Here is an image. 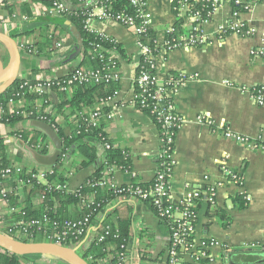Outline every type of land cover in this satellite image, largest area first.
<instances>
[{
  "label": "crops",
  "instance_id": "obj_1",
  "mask_svg": "<svg viewBox=\"0 0 264 264\" xmlns=\"http://www.w3.org/2000/svg\"><path fill=\"white\" fill-rule=\"evenodd\" d=\"M27 1L8 0L12 5V10H9L0 0V33L16 43L19 53L17 63L9 72L10 76L0 82V91L12 77L34 81L57 79L81 65L74 35L59 27L54 29L53 35L59 33V37L55 36L51 49L45 48L39 54H34L21 46L43 42L45 30L52 25L49 23L29 33L24 32L33 27L35 18L48 16L43 12L45 4L37 2L28 4L31 12L28 16L22 5ZM219 3L218 9L199 25L201 41L183 43L160 52L156 57L155 75L160 82L177 73L186 76L184 84L173 97L175 108L182 117L175 134L176 164L170 179L173 199L180 201L190 189L222 182L217 188L215 205L198 202L194 233L196 241L212 238L218 240L219 244L209 248L211 258L195 260L186 253L181 255V261L191 264H264V147L261 145L264 143V105L256 104L250 97L254 87L264 85V2L241 14L249 27L255 29L250 35L224 28L234 6L226 0H219ZM146 10L150 30L154 32L155 41L160 47L164 45L166 30L170 26L175 25L188 32L194 23L185 11L179 15L171 0H147ZM89 24L93 30L113 38L125 53L122 56L114 48L110 49L120 62L121 77L114 98L104 104L109 107L108 110L113 108L114 115L101 121L113 147L129 151L132 166L130 171L115 169L113 178L119 184L132 183L135 176L139 181L150 182L157 168L159 131L154 120L132 101L135 67L141 56L136 38L129 28L110 19L94 18ZM56 41L61 42L58 48H54ZM15 58L11 43L0 36V59L6 65ZM47 98L49 104L44 110L52 114L65 132H69L73 127L70 122L76 116L67 119L54 111L55 92ZM35 103L40 106L41 100L36 98ZM23 105L29 106V101L26 100ZM91 109L88 106L83 108L84 112ZM199 114L212 119L213 123L198 120ZM30 120L0 123V135L11 161L21 166L34 163L23 147L24 143H28L26 139L37 134ZM227 127L247 136L250 143H238L226 138L223 129ZM37 136L35 145H50L48 139H43L40 134ZM100 155L98 161L101 160ZM222 159L226 160L233 173L239 175L241 184L224 176L219 168ZM79 161L80 154L69 149L61 166L64 171L74 169L68 180L69 191L85 183L95 170L96 162L79 168L76 166ZM205 175H208V179L204 178ZM5 190L10 189L7 187ZM5 190H0V220L8 219L10 214L11 206L1 192ZM14 193L18 195V200L24 198L20 187ZM246 196L249 197L247 200ZM31 201L33 205H38L40 198L35 195ZM120 201H123V205L119 211L126 209L131 217L128 264H166L167 226L147 202ZM114 202L116 205L119 203ZM114 202L110 205H114ZM108 208L99 211L97 221L103 219L104 214L106 218ZM217 210L220 212L215 213ZM111 219L116 220L117 214H112ZM226 245L231 250H226ZM143 253H146L145 257Z\"/></svg>",
  "mask_w": 264,
  "mask_h": 264
},
{
  "label": "built area",
  "instance_id": "obj_2",
  "mask_svg": "<svg viewBox=\"0 0 264 264\" xmlns=\"http://www.w3.org/2000/svg\"><path fill=\"white\" fill-rule=\"evenodd\" d=\"M128 1L132 5L134 12L132 14L120 12L114 15L109 8L103 4L97 5L94 0H84V5L91 7L85 22V27L91 31H95L89 24L91 19H110L129 28L135 36L141 56L135 67L134 79L139 85L140 91L138 93H134L133 91L132 101L134 105L138 107V105H146L144 98L145 95H150L154 100L152 112L155 116L154 122L159 131V150L156 160L157 168L152 183L148 187L139 184L133 185V183H117L113 178V172L118 168L114 165H107L105 167L98 183L116 193L117 196L115 197V201L119 202L117 205L118 207L123 205V201H120V199L132 202H151L154 206L156 215L159 219L165 222L169 232V240L166 246V264H191L181 261V255L186 253L190 254L195 260L211 258L209 248L219 244L218 240L212 238L196 241L194 233L198 202L206 201L209 206L215 205L217 188L221 186L222 182L217 181L206 185L204 188L190 189L180 201H175L173 199L170 189V179L173 176L176 164L174 156L175 134L182 121V117L178 114L175 108L173 97L179 87L184 84L186 76L185 74L177 73L166 78L164 82H160L155 75V64L156 57L160 52L169 51L181 46L183 43L194 44L201 41L202 35L199 32V25L206 21L211 14L218 9L220 3L219 0H171L173 2V8L179 12V15L182 11H185L187 16L190 17L194 23L188 32L182 31L175 25L170 26L166 30L167 38L164 45L163 47H160L155 41V38H151L148 34L150 20L146 10L147 0ZM226 1L233 4L234 8L231 10L229 21L224 25V28L239 34H253L255 29L249 27L246 21L241 18V14L252 10L257 3L264 2V0ZM67 8L66 3L60 0H55L52 6H43V12L47 15L59 17L67 10ZM54 29L55 26L52 24L45 30L46 34L44 35L47 37L53 36ZM21 46H25L24 48L26 49V45ZM60 46L61 42L56 41L54 48ZM94 49L95 51H101L99 54L100 57L102 56V52L109 53L110 57H116V55L110 52L111 47L107 48L97 43L95 44ZM252 52L255 53L254 50ZM68 74L70 75V78L64 81L66 82V85H60L61 89H67L72 80L100 82L113 79L119 81L121 70L119 66L116 68L114 67V60L111 58L103 67L88 69L85 65H82L73 69ZM50 80L54 79L35 80L34 83H30L32 80L24 79L23 85L25 86L26 91L42 95L45 92L46 83H49ZM114 96L115 95L107 97L102 101V104L110 102ZM250 97L256 104L264 105V85L254 87L250 92ZM9 104L11 105V108L16 106L19 107L21 105L20 101L12 99H10ZM35 113V118L42 120L46 119V117L42 115L40 116L38 110H36ZM80 114L83 121L94 126L97 125L102 118L111 119L114 115V111L113 108L104 112L99 109H91L90 111L84 112L82 109ZM24 115H27V113H24ZM197 119L210 124L213 123L212 119L205 118L203 114H199ZM52 126L55 128V123H53ZM223 135L238 143H250V139L247 136L234 132L228 127L223 129ZM261 145L264 147V143ZM34 147L37 149L45 147L47 149V152L45 153H50L53 150L51 141L50 145L37 143ZM109 147H111V144L106 142L105 148ZM61 157L65 158L66 153H63ZM219 164V168L225 177H231L233 181L238 184L242 183L239 175L233 173L228 168L225 159H222ZM50 167L51 166H41L34 162L31 165L26 166V172H29L32 177L37 180L46 183L45 174ZM73 171L74 169L67 171L62 169V175L66 181L58 187L68 190V180L72 176ZM20 172L21 165L14 161H11L6 168H0V176L3 180L17 178ZM204 178L208 179V175H205ZM1 192L3 194V191ZM245 198L247 200L249 197L246 196ZM92 199L93 195H86L85 198H82V202L83 204L88 205ZM9 209L10 212H12L16 208L11 206ZM96 219L97 215L95 219L90 218L89 215H85L79 220L65 219L59 225L56 221H51L46 214H42L36 218L20 220L12 226L8 225V219H2L0 220V231L3 232L2 229H4V234L19 240L33 241L28 238L29 229L33 227H42L44 228L43 241L55 242L57 244L68 246L76 249L81 255L82 253H86V257L84 258L88 262L91 261L95 264H128L130 254L125 251L117 252V250L112 252L115 246H113L112 242L105 240L107 235L112 234L111 227L109 225L99 227ZM49 224L52 226L51 232H48L50 227ZM57 225H59V227ZM112 235L114 236V234ZM104 240L105 244L104 247H102V255L94 257V255L88 251L89 247L92 243H101ZM226 250L231 249L226 245ZM16 256L18 259L17 264H31V262L22 257V255ZM34 261L40 264H50L40 261L37 257H34Z\"/></svg>",
  "mask_w": 264,
  "mask_h": 264
},
{
  "label": "trees",
  "instance_id": "obj_3",
  "mask_svg": "<svg viewBox=\"0 0 264 264\" xmlns=\"http://www.w3.org/2000/svg\"><path fill=\"white\" fill-rule=\"evenodd\" d=\"M8 0H1V3L9 10H12V5L7 2ZM55 0H28L22 3L25 13L29 16L31 15L29 9V3L37 2L43 3L46 6H52ZM64 3L68 2L71 7L60 15L56 20H49L45 17L41 19L35 18L36 22L33 27L24 30V32H30L36 27H41L42 25L53 24L55 27H59L60 30L64 29L74 35V31H77L80 35L81 44L77 52L81 56V65H85L88 69H96L103 67L109 59L114 60V67H120V62L117 57H110L109 53L101 51H95V44L99 43L104 47H111L116 50L122 56L125 55L124 49L115 42L111 37H107L99 32L91 31L85 27V22L91 7L85 6L84 0H60ZM97 5L103 4L109 8L112 14H118L120 12L132 14L134 9L128 0H94ZM67 4V3H66ZM148 34L154 39V32L149 29ZM59 37V33L55 34ZM55 36L47 37L43 42H35L26 45V49L34 54H39L45 48L51 49ZM113 67V66H111ZM138 71V69H137ZM70 78L69 74L63 77H59L54 80H50L46 83L45 92L42 95L37 93H31L26 91L23 85L24 79L15 77L3 90L0 91V123H14L19 120H29L36 116L35 111L38 110L40 116L46 117L45 121L49 122L51 125L55 123V128L59 137L61 138L63 145V153H67L69 149H73L80 154V161L76 165L79 168H84L92 163L96 162L95 170L86 179V182L77 187L74 191H69L65 188L58 187L63 184L66 180L62 175L61 166L64 163L65 158L60 157L56 164L52 165L50 169L45 174L46 183H43L36 178L32 177L29 172H26V166H21V172L18 174L17 178L12 181H5L0 176V190L3 188L10 190L3 191L5 199L8 200L10 206L16 208L14 211L10 212L8 216V225L12 226L14 223L20 220H28L30 218H36L42 214H46L51 221H56L59 225L65 219L69 220H79L85 215H89L90 218L95 219L97 213L104 209L109 208L105 218L98 219V224L100 226L109 225L112 229V234L106 236V241L113 243L114 249L118 251H125L129 253V244L132 237L131 232V217L128 215V210L119 211V207L115 204L116 193L100 185L98 182L102 176V172L107 165H114L118 169L124 171H130L132 162L130 153L128 150H122L117 147H113L110 139L107 137L104 131V122L99 121L97 125H90L82 120L81 111L83 107L88 106L92 109H99L102 112L108 110V106L102 104V101L109 96H113L119 89V81L110 79L108 81H79L72 80L69 83L67 89H61L60 85H66L67 79ZM34 83V80L30 81ZM152 90V88H151ZM133 91L138 93L140 91L139 85L136 80L133 81ZM55 92L57 99L55 101L54 111L56 113L62 114L65 118L70 119L73 115L76 118L72 121V129L69 132H65L62 127L54 120L52 114L46 112L44 107L49 104L48 96L50 93ZM40 99L41 104L38 106L34 104V99ZM146 105H138V108L145 113H147L153 120L155 116L152 112L153 99L150 95L144 96ZM10 99L15 101H20L19 107L11 108L9 104ZM28 100L29 106L23 105L24 102ZM68 109V113L66 110ZM30 114H29V113ZM27 113V115H24ZM37 134L31 139H26V141L35 145L37 141V135L40 134L43 139H48L47 136L40 130L35 129ZM49 140V139H48ZM109 142L111 147L105 148V143ZM41 152H47L45 147L39 149ZM99 153H101V160L98 161ZM98 161V162H97ZM11 162V155L7 152L3 137L0 135V168H6ZM133 185L139 184L145 187L151 185L150 182L139 181L136 176L132 181ZM20 187L22 189L24 198L18 200V195L14 191ZM38 195L40 202L38 205H33L31 197ZM86 195H93L92 201L85 205L82 202V198ZM114 205H110L113 203ZM147 202V201H145ZM153 209L154 206L151 202H147ZM118 212V213H117ZM216 211L215 213H219ZM112 214H117V219L112 220ZM102 218V217H101ZM161 220V219H160ZM95 221V220H94ZM165 224L164 221L161 220ZM96 223V222H95ZM59 225H57L59 227ZM9 226V227H10ZM48 232H51L52 226L49 224ZM4 232L5 230L2 229ZM29 239L33 241H43L44 238V228L33 227L29 229ZM105 240L101 243H92L88 251L96 256L102 255V247H104ZM123 245V247H122ZM36 255V254H33ZM33 255H22L25 259L29 260L31 264H40L34 261ZM82 255L86 257V253ZM146 253H143V257ZM18 259L15 254L0 249V264H17ZM42 264V263H41ZM89 264H95L94 262H89Z\"/></svg>",
  "mask_w": 264,
  "mask_h": 264
},
{
  "label": "water",
  "instance_id": "obj_4",
  "mask_svg": "<svg viewBox=\"0 0 264 264\" xmlns=\"http://www.w3.org/2000/svg\"><path fill=\"white\" fill-rule=\"evenodd\" d=\"M67 7H71L67 3ZM45 18L49 20H56L58 17L48 15ZM3 38L7 39L15 52L16 58L4 64L0 59V82L9 77V72L17 63L19 55L16 43L7 35L1 34ZM74 37L77 41V51L80 48L81 39L77 31H74ZM14 77H12L13 79ZM10 79V81L12 80ZM8 81V82H10ZM30 125L35 129L42 131L53 145V150L50 153H43L34 146L24 143V149L30 154L32 160L41 166H52L60 159L63 151L61 138L57 130L47 121L33 118L30 120ZM0 248L15 255H33V254H49L66 260L70 264H89V262L76 249L57 244L50 241H24L8 236L0 231Z\"/></svg>",
  "mask_w": 264,
  "mask_h": 264
},
{
  "label": "rangeland",
  "instance_id": "obj_5",
  "mask_svg": "<svg viewBox=\"0 0 264 264\" xmlns=\"http://www.w3.org/2000/svg\"><path fill=\"white\" fill-rule=\"evenodd\" d=\"M35 257H37L40 261L45 262V263H50V264H70L68 263L66 260L56 257V256H52L49 254H36L33 255Z\"/></svg>",
  "mask_w": 264,
  "mask_h": 264
}]
</instances>
